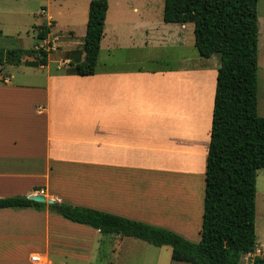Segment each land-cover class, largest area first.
<instances>
[{"label": "crops", "instance_id": "0c3cea01", "mask_svg": "<svg viewBox=\"0 0 264 264\" xmlns=\"http://www.w3.org/2000/svg\"><path fill=\"white\" fill-rule=\"evenodd\" d=\"M123 8L122 0H107L93 74L66 72L68 53L80 43L69 39L61 64L52 69L47 58L35 66L40 79L0 76V197L41 193L53 202L116 214L198 241L220 59L211 63L215 54L201 56L205 61L173 68L147 67L145 55L135 56L132 66L114 60V52L146 54V48L161 46L171 35L184 40L187 26L193 33L191 22L126 18ZM83 57L80 50L78 58ZM194 80L203 85L196 88ZM191 207L199 214L197 222L188 218ZM101 234L47 205L0 207V264L88 258ZM34 254L39 262L31 260ZM253 255L243 254L240 263L247 258L245 264H251Z\"/></svg>", "mask_w": 264, "mask_h": 264}, {"label": "trees", "instance_id": "16d2710c", "mask_svg": "<svg viewBox=\"0 0 264 264\" xmlns=\"http://www.w3.org/2000/svg\"><path fill=\"white\" fill-rule=\"evenodd\" d=\"M257 1L164 0V22L193 23L194 46L202 57L218 53L210 136L206 155L200 237L191 241L175 231L97 209L66 202L46 204L23 195L0 197V207L34 206L87 224L101 233L130 236L152 245H169L171 259L191 264H239L253 252L255 234L256 172L264 168V116L257 112ZM107 0H89L85 34L79 49L68 54L67 73L91 75L99 54ZM37 32L44 39L48 26ZM8 63L22 56L24 65H45L48 50L37 47L6 50ZM4 50L0 48V65ZM251 264H264L254 255Z\"/></svg>", "mask_w": 264, "mask_h": 264}, {"label": "rangeland", "instance_id": "374dc122", "mask_svg": "<svg viewBox=\"0 0 264 264\" xmlns=\"http://www.w3.org/2000/svg\"><path fill=\"white\" fill-rule=\"evenodd\" d=\"M89 0H0V48L4 50V59L0 65V76L4 77L6 73H13V79L16 81H36L40 79V72L35 66H16L8 63L9 56L6 50L12 48H31L37 45L47 49L50 53L49 67L54 69L62 60V48H66L69 39L80 42L75 47L80 49L85 34V23L87 19V7ZM113 1V0H111ZM164 0H122L127 17L133 18H151L162 21V8ZM135 7L136 11H131ZM123 8V9H124ZM42 9L44 14H42ZM51 14L52 19L46 17ZM121 17V16H120ZM257 112L264 116V0L257 1ZM163 23V22H161ZM47 25L48 32L46 38L38 39L37 32L41 26ZM180 28V26H178ZM184 32L182 38L178 40L174 35L160 45L146 48V54H128L114 52V60H124L131 66L137 62L135 56L147 57L145 66L151 68H173L187 67L205 61L197 52L193 45L192 27L187 26L182 29ZM73 34V37L71 38ZM154 47V48H152ZM219 57L215 53L208 61L213 63ZM107 51L103 50L101 60L105 61ZM151 58L152 61H148ZM24 60H34L32 56H22L21 63ZM106 62V61H105ZM63 65V64H62ZM65 65V64H64ZM62 69H65L62 68ZM194 79H201L194 76ZM12 79V80H13ZM196 88L201 87V80H194ZM255 182V234L256 240H264V168L256 172ZM194 203L197 199L195 187ZM201 194V193H200ZM203 194V193H202ZM201 194V204H202ZM193 203V204H194ZM199 205V202H196ZM198 209L197 206H195ZM195 207L189 211V219L197 222L199 217ZM196 211V214H195ZM196 224V223H195ZM200 225L197 231L200 229ZM102 239L94 252L88 258L50 256L51 264H191L171 259V247L169 245L155 246L142 239L125 236L118 238L114 233H102ZM199 238V237H198ZM198 240V239H197ZM97 241V242H98ZM194 241V240H193ZM262 242V241H261ZM92 249V250H93ZM248 259L242 260L240 264H245ZM14 264V263H12ZM22 264V263H17Z\"/></svg>", "mask_w": 264, "mask_h": 264}, {"label": "built area", "instance_id": "2783aa9c", "mask_svg": "<svg viewBox=\"0 0 264 264\" xmlns=\"http://www.w3.org/2000/svg\"><path fill=\"white\" fill-rule=\"evenodd\" d=\"M41 13L44 14V10L43 9H42ZM249 253H253L254 255L264 256V242H258L257 244H255L254 251L253 252H249ZM31 260H33L34 262H39L40 261V257H39V255L34 254V255L31 256Z\"/></svg>", "mask_w": 264, "mask_h": 264}, {"label": "water", "instance_id": "95a60500", "mask_svg": "<svg viewBox=\"0 0 264 264\" xmlns=\"http://www.w3.org/2000/svg\"><path fill=\"white\" fill-rule=\"evenodd\" d=\"M29 198L32 200L38 201V202H45L46 201L49 204L53 202V200L51 198L46 199L41 193H36V194L30 195Z\"/></svg>", "mask_w": 264, "mask_h": 264}]
</instances>
